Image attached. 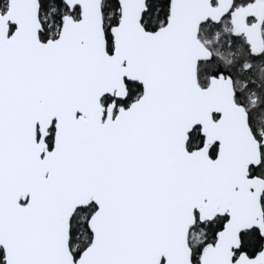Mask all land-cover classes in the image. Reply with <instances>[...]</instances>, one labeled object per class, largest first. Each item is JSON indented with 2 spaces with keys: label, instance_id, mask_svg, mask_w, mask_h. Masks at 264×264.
<instances>
[{
  "label": "snow or ice",
  "instance_id": "snow-or-ice-1",
  "mask_svg": "<svg viewBox=\"0 0 264 264\" xmlns=\"http://www.w3.org/2000/svg\"><path fill=\"white\" fill-rule=\"evenodd\" d=\"M0 264H264V0H0Z\"/></svg>",
  "mask_w": 264,
  "mask_h": 264
}]
</instances>
